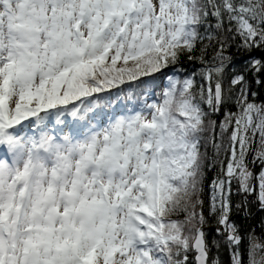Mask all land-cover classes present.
I'll list each match as a JSON object with an SVG mask.
<instances>
[{
  "label": "snow or ice",
  "instance_id": "snow-or-ice-1",
  "mask_svg": "<svg viewBox=\"0 0 264 264\" xmlns=\"http://www.w3.org/2000/svg\"><path fill=\"white\" fill-rule=\"evenodd\" d=\"M221 248L264 264V0H0V264Z\"/></svg>",
  "mask_w": 264,
  "mask_h": 264
},
{
  "label": "trees",
  "instance_id": "trees-1",
  "mask_svg": "<svg viewBox=\"0 0 264 264\" xmlns=\"http://www.w3.org/2000/svg\"><path fill=\"white\" fill-rule=\"evenodd\" d=\"M197 55H198V53H197ZM182 63L185 66H188L189 68H195L196 70H198L199 67H200L198 60L188 61L185 58L182 61ZM257 102H260L259 99L257 100ZM223 119H224L223 116H219L218 117V120H223ZM226 143H227V141L225 140V144ZM212 152H213V149L211 148V145L209 144L208 153H209V158L210 159L212 157ZM219 159L220 160H224L225 161V165H226L227 160H226L225 156L223 155V153H221V156L219 157ZM249 159H251V157ZM258 167H259L258 164L255 165V166H253L251 164L249 165V168L252 171H255ZM219 171H220V164H219V162H217L215 167L207 172V177H206V181H205V191H204V197H203L204 200H205V212L206 213H207V207H208V204L210 203V197H211V181L217 176ZM237 193H238V185H237V183L235 181H233L232 194H231V199L233 201V204H235L237 201L241 200L242 197H243V194H239L238 195ZM248 199L251 200L252 197L249 196ZM234 215H235V213H234ZM258 220H259V213H256L254 211V219L250 223L256 224ZM245 226H247V225H245ZM212 227H214V225H205V230H206V232H209L210 237L212 235V233H211ZM220 257H221L222 261L224 262V264H227L228 253L223 248H221V250H220Z\"/></svg>",
  "mask_w": 264,
  "mask_h": 264
},
{
  "label": "rangeland",
  "instance_id": "rangeland-1",
  "mask_svg": "<svg viewBox=\"0 0 264 264\" xmlns=\"http://www.w3.org/2000/svg\"><path fill=\"white\" fill-rule=\"evenodd\" d=\"M166 82V81H165Z\"/></svg>",
  "mask_w": 264,
  "mask_h": 264
}]
</instances>
